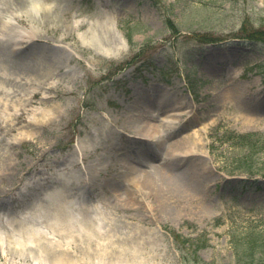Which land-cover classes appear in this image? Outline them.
Segmentation results:
<instances>
[{
  "label": "rangeland",
  "instance_id": "obj_1",
  "mask_svg": "<svg viewBox=\"0 0 264 264\" xmlns=\"http://www.w3.org/2000/svg\"><path fill=\"white\" fill-rule=\"evenodd\" d=\"M244 20L254 40L234 38ZM261 33L264 0H0V264H39L8 239L58 189L108 199L106 227L139 253L127 264H250L230 234L246 247L249 228L264 231V153L253 157L260 189L240 191L239 148L213 141L218 128L264 133ZM212 35L221 40L198 42ZM154 112L160 133L133 136L130 124ZM182 137L193 154H181ZM146 180L156 186L141 195Z\"/></svg>",
  "mask_w": 264,
  "mask_h": 264
},
{
  "label": "bare ground",
  "instance_id": "obj_2",
  "mask_svg": "<svg viewBox=\"0 0 264 264\" xmlns=\"http://www.w3.org/2000/svg\"><path fill=\"white\" fill-rule=\"evenodd\" d=\"M109 30L120 36L114 25H111ZM113 39L119 43L116 37H113ZM98 48L102 49L103 53H106L104 46H98ZM0 75L2 76L1 70ZM1 89H3V85L0 81ZM7 98L6 96L5 102ZM1 100L4 101L3 99ZM176 104L174 103L171 107L174 108ZM178 110L169 109V112ZM166 121L177 122L176 119H166ZM140 122L141 125L134 124L133 122L130 124V132L134 136H155L161 131L162 125L155 124L153 120L147 122L145 126L143 121ZM244 122L250 123L252 121L245 119ZM178 142L179 147H182L181 154L191 155L193 154L191 151L195 152L194 149L198 148L195 141L190 137L181 138ZM170 149L171 152H168L173 154L176 151L175 145L170 146ZM194 165L195 163L192 162L191 167L193 168ZM133 173L136 176L140 171L136 169ZM152 184L151 181H144L141 184L143 186L139 189L140 194L146 195L152 186H156ZM112 188L111 185V196L118 191ZM57 196L59 200L54 203L52 210L45 209L46 207L42 203L39 204L38 208H34V214L31 216L40 223V226L32 224L31 216L24 218L26 222L18 221L14 229L17 237L8 239V242L12 245L10 249L14 253L24 255L30 258L32 262L39 261V264H110L105 262L106 259L111 260L112 264H114V261H121L119 260L120 256L129 257L122 260L126 264L136 261L138 252H133L136 250V247L130 250L131 245H127V242L131 238H128V236L120 237L119 233L116 234L114 227H106L104 219L108 217L106 215L103 217L101 211V204L103 203V199L105 200L104 197L100 196L96 200H81V198H77L74 194L62 192H58ZM104 203H107V200ZM29 220H31V223L28 222ZM114 243H123L127 246L123 247L121 245L119 247L121 251H119L113 247ZM109 245L116 251H119V255L111 254L108 250ZM0 249H2L1 245ZM125 250H128L130 253L124 252Z\"/></svg>",
  "mask_w": 264,
  "mask_h": 264
},
{
  "label": "trees",
  "instance_id": "obj_3",
  "mask_svg": "<svg viewBox=\"0 0 264 264\" xmlns=\"http://www.w3.org/2000/svg\"><path fill=\"white\" fill-rule=\"evenodd\" d=\"M249 23L244 20L241 25L239 37L243 38L245 40H254L256 34L245 36L249 30ZM264 35V33H261ZM260 135V134H259ZM250 137L254 136L253 134L249 135ZM239 137V136H236ZM230 138H227L226 140H229ZM241 139V138H239ZM235 140V139H232ZM244 149L246 151V156L251 159L254 155L263 153L264 152V139L263 137L257 136V142L254 143H247L244 145ZM241 162V161H240ZM239 165V170L242 172H245L248 174V176L253 175L255 172L253 171V168L251 167L253 164L246 160ZM243 166V169H242ZM254 182V181H253ZM256 183V182H254ZM240 235H235L234 233L230 234V242L233 247V253L235 256V259L237 262H242V253L248 252V255L250 256V264H264V256L259 255L257 256V253H262L264 251V231L262 230H256L254 228H249L247 233V242L246 247H243L241 243V239H239ZM175 238L178 240V236L176 235Z\"/></svg>",
  "mask_w": 264,
  "mask_h": 264
}]
</instances>
